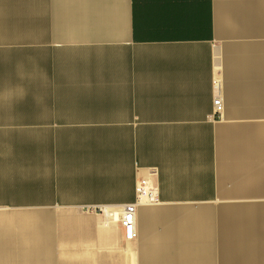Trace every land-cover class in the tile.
I'll use <instances>...</instances> for the list:
<instances>
[{
    "label": "crops",
    "instance_id": "obj_1",
    "mask_svg": "<svg viewBox=\"0 0 264 264\" xmlns=\"http://www.w3.org/2000/svg\"><path fill=\"white\" fill-rule=\"evenodd\" d=\"M0 264H264V0H0Z\"/></svg>",
    "mask_w": 264,
    "mask_h": 264
},
{
    "label": "rangeland",
    "instance_id": "obj_2",
    "mask_svg": "<svg viewBox=\"0 0 264 264\" xmlns=\"http://www.w3.org/2000/svg\"><path fill=\"white\" fill-rule=\"evenodd\" d=\"M53 131L56 137L53 140H48L44 146L39 147L42 197L46 200L50 196L65 195L68 198L67 200L70 201L65 127L55 125ZM65 209H70V205H44L43 213ZM51 221L54 220H45L46 228L51 226Z\"/></svg>",
    "mask_w": 264,
    "mask_h": 264
},
{
    "label": "built area",
    "instance_id": "obj_3",
    "mask_svg": "<svg viewBox=\"0 0 264 264\" xmlns=\"http://www.w3.org/2000/svg\"><path fill=\"white\" fill-rule=\"evenodd\" d=\"M218 86V81L215 82ZM223 99L219 93L214 99V111L215 113L222 114ZM156 174V171H151L149 176L141 177L137 179L136 183V200L123 207L122 214L119 216L122 227L126 230V238L133 239L137 236L136 228V215L137 208L140 204L157 202L159 200L158 190L159 186L152 176Z\"/></svg>",
    "mask_w": 264,
    "mask_h": 264
},
{
    "label": "bare ground",
    "instance_id": "obj_4",
    "mask_svg": "<svg viewBox=\"0 0 264 264\" xmlns=\"http://www.w3.org/2000/svg\"><path fill=\"white\" fill-rule=\"evenodd\" d=\"M107 212L109 213V215L112 217V222H114V221H117L118 219H119V212L117 211V210H113V211H111V210H108L107 209Z\"/></svg>",
    "mask_w": 264,
    "mask_h": 264
}]
</instances>
